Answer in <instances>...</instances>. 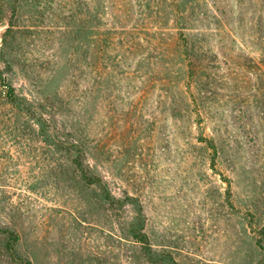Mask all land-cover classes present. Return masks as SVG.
<instances>
[{"label":"rangeland","instance_id":"rangeland-1","mask_svg":"<svg viewBox=\"0 0 264 264\" xmlns=\"http://www.w3.org/2000/svg\"><path fill=\"white\" fill-rule=\"evenodd\" d=\"M0 71V264H264V0H0Z\"/></svg>","mask_w":264,"mask_h":264},{"label":"trees","instance_id":"trees-1","mask_svg":"<svg viewBox=\"0 0 264 264\" xmlns=\"http://www.w3.org/2000/svg\"><path fill=\"white\" fill-rule=\"evenodd\" d=\"M0 78H3L2 72L0 71ZM5 86L7 87V95L8 98L11 101H14L16 99V94H15V89L14 87L9 84L8 82L5 83ZM209 145V147L212 149V155H211V162L212 165H215L216 163V158H217V147L212 139H205ZM81 150H78V155L75 158V163L77 164L78 168L82 172V176L85 179L86 182L89 184H97L104 195V199L111 203L112 205L118 206V207H124L126 204H132L136 207L138 210V216H137V222L134 225V228L132 230V234L134 235V238L139 240L140 242L144 243V246H149V237L148 235L144 232V227H145V221H144V216H143V208L141 205L140 200H138L136 197L127 195L124 198H116L112 196L110 190L108 189L105 184H103V180L100 176L96 175H90L85 171V168L82 163L81 155L79 154ZM5 232L9 235V238H11V242L9 243L10 248L12 251H14V246L18 242V236L14 231L5 229ZM257 245L261 247L264 250V244L262 239L257 240ZM26 264H32V262L27 259L25 260Z\"/></svg>","mask_w":264,"mask_h":264}]
</instances>
